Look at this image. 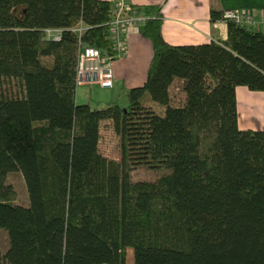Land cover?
<instances>
[{"label":"trees","instance_id":"obj_1","mask_svg":"<svg viewBox=\"0 0 264 264\" xmlns=\"http://www.w3.org/2000/svg\"><path fill=\"white\" fill-rule=\"evenodd\" d=\"M129 4L146 17V80L92 108L75 101L79 50L113 54L114 1L0 0V264H128L129 249L131 264H264V130L238 127L235 98L264 91V27L211 10L225 40L172 45L160 6ZM103 125L119 161L100 151Z\"/></svg>","mask_w":264,"mask_h":264},{"label":"crops","instance_id":"obj_2","mask_svg":"<svg viewBox=\"0 0 264 264\" xmlns=\"http://www.w3.org/2000/svg\"><path fill=\"white\" fill-rule=\"evenodd\" d=\"M114 1V0H109ZM135 5H158L161 8V27L165 41L172 45L201 44L227 38V22L211 20L210 11L224 9L247 10L255 19L264 20V0H125ZM123 56L112 62L113 86L97 85L76 87V103L106 106L117 100L125 90L141 86L146 80L152 57L149 39L140 34L139 26H131L125 34ZM237 123L240 129L264 130V91H251L245 86L235 89ZM93 100V101H92ZM127 251L128 264L132 254Z\"/></svg>","mask_w":264,"mask_h":264},{"label":"built area","instance_id":"obj_3","mask_svg":"<svg viewBox=\"0 0 264 264\" xmlns=\"http://www.w3.org/2000/svg\"><path fill=\"white\" fill-rule=\"evenodd\" d=\"M224 20H232L241 25H252L264 27V20H257L251 12L239 9H224L222 11ZM146 17L132 10L129 2L125 0H115L111 12L110 40L112 55L102 54L100 50L93 46L82 47L79 50L76 84L97 85L101 88H111L113 86L112 62L123 56L126 42L125 34L131 26H140ZM85 27L82 24L76 26L73 31L81 35ZM61 29H46V37L53 41L61 38Z\"/></svg>","mask_w":264,"mask_h":264},{"label":"rangeland","instance_id":"obj_4","mask_svg":"<svg viewBox=\"0 0 264 264\" xmlns=\"http://www.w3.org/2000/svg\"><path fill=\"white\" fill-rule=\"evenodd\" d=\"M115 1V0H114ZM177 85L171 89V94H177ZM177 96V95H176ZM93 101V100H92ZM121 105H126V100L117 98L116 100ZM92 108H103L105 106H96L94 101L90 104ZM117 137L114 135L109 125H103L101 127V139L99 143L100 151L108 159L119 161V156L116 149ZM131 178L133 180H147L154 181L161 174V171L149 170L145 167H134L130 170ZM7 183L11 184L16 191L17 199L16 202L19 205H28V194L23 177L20 172H10L7 177ZM8 247V236L4 229L0 228V252H4ZM132 254L129 251V256ZM132 258V257H131Z\"/></svg>","mask_w":264,"mask_h":264}]
</instances>
